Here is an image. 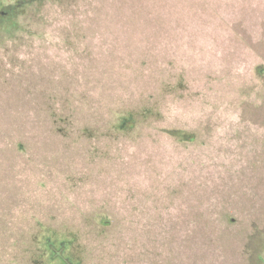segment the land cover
<instances>
[{"label": "rangeland", "instance_id": "374dc122", "mask_svg": "<svg viewBox=\"0 0 264 264\" xmlns=\"http://www.w3.org/2000/svg\"><path fill=\"white\" fill-rule=\"evenodd\" d=\"M0 19V264L44 230L81 264H264V0Z\"/></svg>", "mask_w": 264, "mask_h": 264}, {"label": "trees", "instance_id": "16d2710c", "mask_svg": "<svg viewBox=\"0 0 264 264\" xmlns=\"http://www.w3.org/2000/svg\"><path fill=\"white\" fill-rule=\"evenodd\" d=\"M13 11L16 12L17 9L15 8L11 12ZM40 235L42 236L41 239L34 237L33 240L37 247L36 264H81V259L77 255L72 253L70 256L64 251V248L71 250L72 240L57 243V238L53 236L54 234L45 230Z\"/></svg>", "mask_w": 264, "mask_h": 264}]
</instances>
